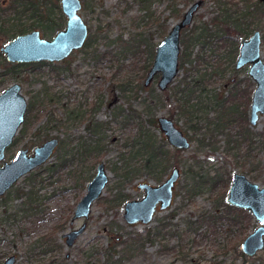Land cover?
<instances>
[{"label": "rangeland", "instance_id": "obj_1", "mask_svg": "<svg viewBox=\"0 0 264 264\" xmlns=\"http://www.w3.org/2000/svg\"><path fill=\"white\" fill-rule=\"evenodd\" d=\"M44 1H47L49 6H60V0ZM82 1L81 16L92 31L91 39L97 40L93 43L94 48L100 52H106L105 58L101 61H85V53L77 52L65 63L26 67L16 75L0 78V94L11 85L19 83L23 87V93L27 97L28 102L34 105V109L26 115V122L20 128L14 145L6 151L5 160L10 161L21 149H27L32 154L34 149L51 138H59L61 142L52 159L33 173V176H39L38 179L33 178L36 182V185L33 186L36 187L39 197V213L31 218L19 215L17 223L13 224L11 222L0 225V264H3L10 255L17 256V264H87V262L103 264L106 257L103 258L101 251L111 250V247H117L120 250L129 237L145 234L148 229L157 227L159 220H165L168 216V212L160 213L149 226L133 227L125 222L122 210L105 211L101 207L100 202L94 207L90 219L91 222L75 246L68 248L63 239V235L78 229L81 225V221L73 222L72 220L74 209L84 196L86 188L95 176L97 166L101 162L106 164L110 176V181L105 191L106 197L114 194L116 187H125L124 192L131 200L140 199L141 195L135 190L139 184L146 182L154 185L157 181L160 182L164 178V176L148 173V169L145 167V159L149 155L144 151L140 152L142 156L134 157L127 168L124 167L123 162L119 158L124 156V158L131 160V157L136 154L139 148L138 130L134 125L136 122H131L127 127L124 126V119L129 115V105H132L141 114L142 122H144V132L151 136L157 146L162 145L161 137L157 129L148 122V120L153 119V115L143 114V108H140L141 103L148 102L155 117L159 115L168 116L170 113L169 103H166L163 107H156L155 101H153L154 91L155 98L157 99L156 96L159 97L156 83L150 85L149 88L139 90L137 93L139 98L130 100L129 103L124 101L123 93L119 88L130 82V87L133 90L127 91L126 96L131 97L136 94L135 89L144 85L145 82V80L143 82L141 80V66L144 59H146V55L141 50H128L129 45L127 44H132V39L139 33L144 32L148 23L147 20L144 22L142 19L138 2L136 0ZM172 1L175 0H164V2L158 3L155 7L153 6L152 9L154 12H165L168 15L169 5ZM197 1L199 0H193L194 3ZM214 1L221 0L204 1L198 12L201 18L195 20V25L203 22L209 23L216 15L217 6ZM223 1L228 2V0ZM8 2L10 0H0V16L6 19L7 22L9 21L8 25L11 27L10 39H12L18 34L19 29L30 30H28L29 25L24 17L21 20L22 24L15 25L18 23L15 21V14L9 11L2 12V10L7 8ZM256 2L260 5L261 14L258 15L257 20L252 25V30L253 32L259 31L262 35L261 50L264 59V1L253 0L254 4ZM236 3H241V1ZM182 6L183 4L180 5L181 8ZM254 12L256 14V10ZM60 15L61 9L60 14L58 12L57 18H55V23H60L61 29H64L66 19L64 16L61 19ZM58 31L54 27L51 31L47 30L45 32L41 30V33L44 38L52 39ZM150 31L155 32L154 29ZM253 32L244 39H249ZM158 35L155 34L153 43L160 42L161 39L158 38ZM229 39L237 43V36L234 31L233 35H229ZM4 43H7V41ZM192 53L193 59L195 56L200 55L199 46H194ZM206 53L208 56L211 55L210 50ZM218 54H224V48H220ZM231 66L230 63H222V68H230L228 76H237L240 79L248 78L249 84L251 83L253 89L255 88L253 81L249 77V69L234 72ZM67 67L71 68L75 76H70L65 71ZM190 69L191 65H184L177 82ZM57 71L60 72V76H57ZM99 95L108 96L111 99L108 109L99 110L102 113V119L104 118L105 122H109L111 128L107 134L106 141L101 142L102 145L100 143L96 145L106 146L107 152L105 154L99 152L85 161L78 160L76 138L78 135L83 137L88 135L87 130L91 122L87 118L80 123L81 120H74V116L77 112L80 113L78 106L84 99L94 102ZM66 108L68 109L67 115L65 114L67 112ZM119 111H124V113L116 118ZM95 120L99 121L98 117H95ZM176 122L187 135L193 136L186 129L183 120L178 118ZM137 123H140L139 120ZM253 132L258 134L253 140V150L250 151L247 145L242 146L235 150L237 155L235 160L226 156L227 143L224 134L218 136V148L220 149L215 152H212L209 148L201 147L198 141L203 139L201 135L193 136L195 141L192 148L182 153L180 157L172 159L169 164H166L168 172L174 168L173 163H177L178 168L182 170V178L177 185V198L172 210L179 208L183 203L185 193L181 190L182 187H185L187 183L195 184L194 180L188 174H185V171L191 165V157L194 155L198 156L200 161H205L209 166L214 168L221 167L233 176L238 173L245 174L250 180L256 181L264 188V117L260 120L259 125L253 129ZM91 138L92 140L88 138L87 140L94 145L96 138ZM115 138L117 141L113 142ZM205 143L207 144L208 141L205 140ZM200 147L203 148L202 151ZM249 152L252 155L251 163L246 158ZM243 164H247V167H243ZM1 165L2 163H0ZM255 165H259V168L253 175L243 171L244 168H256ZM130 171L135 174L131 175ZM126 175L133 179H126ZM28 177H24L17 183L11 193L12 201L9 204L7 202V206H5L6 198L0 199V216H2V212L6 207L20 205L22 199L14 196L19 190L26 191L30 181ZM159 177L162 179L159 180ZM256 177L259 180H253ZM211 207L212 204L207 200V197L203 195L197 196L194 204L189 205L188 210L182 211L178 218L179 220L189 219L190 217L195 218L199 216L198 214L201 215L210 211ZM115 214L118 215L115 216ZM177 220L175 219L173 223L176 224ZM248 222L245 223L248 227L244 232L240 231L239 228H235L230 233L231 228L228 230L223 229V231L218 233L208 231L207 234L210 238L200 239L198 247L191 250L192 254L196 258V252L204 250L205 255L210 256L212 252H218V244H220L227 245L229 250H232L226 256L220 255L219 260L223 264H264V250L254 258L241 256L239 253L241 248L238 251H233V246L237 244L241 246L243 241L257 227V223L253 219H248ZM207 230V226H204L201 232L204 234ZM45 236L53 239L48 244V251L40 253L42 250L39 247L40 240ZM176 241V239L171 240V244H175ZM161 244L163 242L147 245L143 252L136 253L131 260L126 261L124 264L175 263L176 260H173L171 255L162 257L158 254ZM90 247H92L93 251L95 249L98 250V256L93 259L88 258ZM175 264H185V262L182 261Z\"/></svg>", "mask_w": 264, "mask_h": 264}, {"label": "flooded vegetation", "instance_id": "obj_2", "mask_svg": "<svg viewBox=\"0 0 264 264\" xmlns=\"http://www.w3.org/2000/svg\"><path fill=\"white\" fill-rule=\"evenodd\" d=\"M12 1L13 0H10V2H8L7 8L5 10H2V12L9 11L14 13L15 21L18 22L15 25L22 24L21 20L24 17L26 23L29 25L28 30L30 31H27V29H23L24 30L23 33H18L16 36L14 35L15 37H13L12 39H10V36L4 37L3 36L4 34L6 33L10 34L11 27L8 25L9 21L7 22L6 19H3L2 16H0V29L3 32H6V33H0V78H4L8 75H16L20 70L26 67L29 68L41 64L55 65V64L65 63L73 54L77 52L85 53V61L89 60L86 58L90 57L92 53L107 55L106 52L103 53L100 52L98 49L94 48L93 43L97 40L91 39L92 31L90 30L88 24L84 21L89 28L88 29L89 35L87 41L81 49L73 52L66 60L59 63L39 62V63L21 64V63L10 62L2 50L15 38L21 35L32 33L34 31L40 32L41 37L44 38L42 36L41 30L45 32L47 30L51 31L54 29V27L57 30H59L55 34L56 36L57 34H59L60 32L66 29L67 21H68L62 10L61 0H60V6L55 5L54 7L55 10L53 11L52 14L49 15V12H47L46 17L43 18L38 17L41 19V22L43 21V23L39 22L37 18H32V16L29 13L23 14V16L18 15L15 12V9L12 7ZM180 1L175 0L170 3L168 15H166L165 12L163 13H158L157 11L154 12V10L152 9L153 6L155 7L158 3L164 2V0H153L149 6V9L148 8L143 9L141 3L138 2V6L140 8V12L142 13V17H143L142 19L144 20V22L145 20H147L148 23L145 31L139 33L137 36H139V38L143 37L141 41L143 40L146 43V46L150 45V47L154 48V55H153V59L150 60L151 67L146 73L145 77L142 79V71H143L142 67L144 66V63L147 60V54L144 52L146 46L142 45L140 47L139 50H141V52H143L146 55V59H144L143 65L141 66V80L142 82L145 80V82L144 85L138 86L135 89V92L138 93L139 90H144L146 88H149L150 85L156 83L159 91L158 93L159 97L156 96L157 99L155 98V91L153 96V101H155L154 103L156 107L157 106L163 107L166 103L170 104L169 106L170 113L168 116L159 115L155 117V114L153 113L154 123L152 126L157 129L159 136L161 137L160 139L162 140V145L157 146L156 145L157 143H155L154 140L152 139V142L154 144L153 169H150V165L148 166L146 163H145V167L146 169H148V173L152 175L157 174L159 176H164V178L162 179L161 177H159V180L161 179L162 180L160 182L157 181L154 185L146 182H142V184H139V186L135 190L141 195L140 199L131 200V198L128 195H126L124 192L125 187H116L114 189V194L106 197L105 196V191L107 189L106 186L100 197L92 204L89 217L75 218L78 205L87 194V190H88V186H87L84 196L81 198V200L74 209L73 218H72L73 222L81 221V225L79 226L78 229H74L69 233L63 235V239L66 242L68 248L74 247L76 242H78L80 237L86 232L87 227L91 222L90 219L93 214L92 213L93 209L100 202H101V207L105 211L107 210L118 211L119 209L122 210V215L125 222L128 225H132L133 227L149 226L150 224H152V222L156 219L157 215L160 213L168 212V216L167 219L165 220H159L158 226L155 227L154 229H148L145 234L143 235L137 234L134 237H129L124 242V245L120 250L117 249V247H111V250H107L105 252L101 251L103 258L106 257V260L103 261V264H124L126 261L131 260L134 257V255H136V253L143 252L146 249L147 245H154L156 242L157 243L163 242V244L159 246L158 254L162 257L166 255H171L173 257V260H176L175 263L184 261L185 264H223L219 260L220 255L226 256L232 251L229 250V247L227 245L224 246L218 244L219 246L218 252H212L210 256H206L204 250H199L196 252L197 254L196 258L192 254L191 250H194L196 247H198L199 241H201L200 239L210 238L209 235L207 234L208 231L210 232L214 231L215 233H218L219 231H223V229L228 230L231 228V230L229 231L230 233L235 228H239L240 231L244 232L248 227V225H245V223L246 222L249 223L248 219L251 220L253 219L257 223V227L254 229V232L249 235L251 236L259 228L263 226L251 210L240 208L234 204H231L229 199H230V191L233 186L236 175H242L246 177L251 183L258 185L260 190H264V188H262L258 183H256V181L250 180L245 174L238 173V174H234L233 176L230 172L226 171L221 167L214 168L213 166H209L205 161L203 160L200 161L198 159V156L196 155L191 157L190 160L191 165L189 166L188 170L185 171V174H188L189 177L192 180H194L195 184L187 183L185 187H182L181 190L185 193L183 203L179 208L172 210V207L177 198L176 190H177V185L182 178V170L178 168L177 163H173L174 168L170 172H168L167 171L168 167H166V164H169L172 159H175L176 157L177 158L180 157L182 153H185L192 148L195 141V138H193V136L201 135L203 139L198 140L201 147L209 148L212 152H215L220 149L218 148V144H219L218 136L224 134L227 143L226 156L228 158H233L235 160L237 158L235 150L241 148L242 146L247 145L250 151L253 150V145H254L253 140L255 139L256 135H258L253 132V129L259 125L260 120L264 117L263 115L260 116L256 125L251 124V109L253 103V96L256 90V84L253 81V79L250 77V75L249 77L253 81L255 87L254 89H253V85L251 83L249 84L250 81L247 80L248 78L240 79L237 78V76L230 77V75L228 76V73L230 72V68L229 67L222 68V63L227 62L230 63V65H232L231 69L234 72H238L242 69H249L250 71V65H246L241 69H237V62L241 55L242 42L244 40H249L252 37L251 36L249 39H244L245 37L249 36L251 32H253L252 30L253 29L252 25L254 24L253 13L255 9L253 0L248 5L246 2H244L246 0H234V1L228 0V2H224L223 0L214 1L217 6L216 15L209 21V23L203 22L197 25H195V20L201 18L198 15V12L202 7V5L204 4V1L206 2V0H199L195 3L193 2V0H180ZM237 1H241V3H236ZM81 2L83 9V1L81 0ZM196 3H199V8L194 14L191 25L184 28L180 34L181 51L179 57L178 75L175 77L172 83H170L167 86L165 90H161L159 86V83L162 78L161 73L156 74L149 85L146 84L149 72L154 64L156 52L159 45L171 34L173 29L176 27V25L184 20V17L188 9ZM181 4H183L182 8L180 7ZM249 6L250 9L248 14L250 15L247 16L246 15L247 7ZM60 9H61L60 18L62 19L64 16L66 19V26L64 29H61L62 27L60 23H55V18H57L58 12L60 14ZM227 11H229L231 14L236 13L235 23L241 25L240 29L244 31L242 37L238 36L239 30L236 28V26L234 25L224 26L223 23L224 12ZM153 29L155 30V32L150 31ZM233 31L234 33H236L237 43L229 39V35H233ZM255 32H253V34ZM155 34H159L158 38L161 39L159 43L156 42L153 43ZM55 36L52 39H47V40H53ZM5 39L7 43H4L6 42ZM199 40L202 41L198 42ZM194 46H199L201 54L195 56V58L193 59L192 49ZM220 48H224V54H218ZM208 50H210L211 52L210 56H208L206 53ZM101 60L102 59L98 61ZM187 64L191 65V69L187 70L186 73L183 74L180 77L181 79L177 82L182 67ZM67 69H71V68L67 67L65 69L66 72H68ZM70 76H75V75L73 74ZM15 84H19V83H15ZM130 84H131L130 82L125 83L124 86L119 87L121 89V92L123 93L124 101L128 103L130 102V100H136L135 97L138 96V94H135L134 96L131 97L126 96L127 91L133 90V88L130 87ZM20 86L22 87V85ZM2 94H0V96ZM22 94L24 95L23 87H22ZM24 97L27 99L25 95ZM96 99L97 100H94V102L91 100L84 99L81 102V104L78 106L80 113L77 112V114L74 116V120H81L80 123L82 121H85L87 118H89L91 122V125L87 130L88 135L85 137L78 135L76 138L78 160L81 159L85 161L86 159L95 156L99 152H101L102 154H105L107 152L106 146L101 147L96 145L98 143L101 144V142L106 141L108 137L107 134L109 133L111 128L110 126L111 124L109 122H105L104 118L102 119V115H101L102 113L101 111H99V110L108 109V105L111 99H109L108 96L105 97L103 95H99V97ZM142 104L143 103H141L140 108H143ZM102 106H106V107H102ZM32 109H34V105L31 102L29 103L27 99L26 115ZM66 110L67 112L65 114L67 115L68 109L66 108ZM132 110H136V109H134L132 105H129V110H128L129 115L126 116V118L124 119L125 120L124 124L127 123L126 120L128 119L129 125L131 124V122H136L134 125L137 128V121H138L137 119L138 117L142 119V116L139 112H137V110L135 112H133ZM245 110L248 115L247 120L245 119V117L241 118L240 116ZM154 112H155V108H154ZM234 112H236L235 116L232 115V113L234 114ZM123 113L124 111H119L116 115V118L117 116H122ZM143 114H145L144 108H143ZM95 117H98L99 121H96ZM26 118L27 117L25 116V121L23 125L26 122ZM178 118L184 121V125L186 126V129L189 132H191L193 136L187 135V133L179 127L178 123L176 122ZM161 119H167L171 121L174 124L175 128L183 133L184 137L188 140L190 144L189 149L178 150L170 144L168 137L162 131V127L160 123ZM129 125H126L125 127ZM245 128L246 130H248V132H245V134H249V136L247 137H245L243 134V130ZM91 137L96 138V140L94 141V145H92L87 140V138L92 140ZM148 137L151 136L148 135ZM51 139H58L60 146L61 142L59 138H51ZM205 140L208 141L207 144L205 143ZM115 141H117L116 138L113 140V142ZM14 142L12 146L14 145ZM58 147L56 148V150L58 149ZM201 147L200 149L202 151L203 148ZM56 150L54 151V154ZM32 154H30L29 152V155ZM134 156L136 157L142 155L138 154ZM251 156H252L251 152H249L248 156L246 157L249 163H251L250 161ZM13 158L10 161H6L5 160L6 157H5L4 161L0 162L2 163L0 168L4 166V163L6 162L10 163L13 160ZM133 158L134 157L132 156L131 160H129L124 158L123 156L124 160L123 161L121 160V162H123L125 168L129 167V164L133 160ZM242 166L247 167V164H243ZM255 167L256 168L253 167L251 169L244 168L243 171L246 172L247 174L253 175V173L256 172L257 168H259V165L258 166L255 165ZM105 168H106V164H105ZM97 169L95 172V176L97 174ZM175 169L179 170L180 176L175 184V187L173 188L172 201L169 207L166 209H162L161 207L162 204L159 203L156 207V211L154 213L153 219L148 224L142 222L137 224L128 223L125 218L126 205L132 201H141L146 196V192L142 190L140 186L144 184H151L155 187L161 186L162 184L166 183L168 179H170ZM35 171L25 176V177L29 176L28 180H30L28 186L26 187V191L19 190L15 193L14 197L21 198L22 202L18 206L6 207L3 210L2 216H0V225L9 224L11 222L13 224L17 223L19 215L25 218H31L35 216L37 213H39L40 203H39L38 192L36 191V187L33 186L36 185L35 184L36 182L34 181L35 175L33 176V173ZM129 173L131 175L135 174L131 171ZM129 175H126L125 178L129 180L133 179L130 178ZM258 177L254 178L253 180L255 179L259 180ZM23 178H21L18 182H20ZM36 178L38 179L39 176ZM109 181H110V176H109ZM17 183L9 191H7L5 194L0 196V199L6 198L5 206H7V202L9 204V202L12 201L11 193L12 190L15 189ZM193 191H195L196 193ZM202 195L207 197V200L210 201V203L212 204L211 210L201 215L198 214L199 216L195 218L190 217L189 219L184 218L179 220L178 216L180 215V213L182 211L188 210V206L194 204L195 198L197 196H202ZM30 200H32L31 202H36L37 200V202L33 206V208H35L34 211H32L31 209L32 204L31 202H29ZM16 215L18 217L17 219L15 218ZM117 215L118 214H115V216ZM175 219L176 220L178 219L177 221L179 223L177 222L176 224H174L173 221ZM204 226H207L208 230L203 234L201 230L202 227ZM83 227H84L83 233L80 234L78 237H76V239L72 241V244H69V240H70L69 235L75 231H79ZM52 239L53 238L51 237L45 236L40 240L39 247L40 249L42 248L40 253H44L48 251V247H49L48 244L49 242L52 241ZM173 239H176L177 241L175 242V244L172 245L171 240ZM246 239L243 241L241 246H238L239 244L233 246V251L236 250L238 251V249L241 248V251L239 252L241 256L245 258L247 257L254 258L258 253L264 250L263 249L258 251L253 256L246 254L243 250V244L246 241ZM86 251L84 252L87 253ZM97 251H98L97 249L93 251L92 247H90V253L88 258L93 259L94 257L98 256ZM117 256L118 258H116ZM11 257L16 258L15 264H17L16 255H10L4 261L3 264H5L7 260ZM87 264H91V263L87 262Z\"/></svg>", "mask_w": 264, "mask_h": 264}, {"label": "water", "instance_id": "obj_3", "mask_svg": "<svg viewBox=\"0 0 264 264\" xmlns=\"http://www.w3.org/2000/svg\"><path fill=\"white\" fill-rule=\"evenodd\" d=\"M62 10L67 18L66 29L55 36L53 40L41 37L40 32L21 35L11 41L3 53L12 63H59L66 60L73 52L81 49L88 38L89 28L80 12L81 0H61ZM199 8V3L191 6L184 20L177 24L171 34L159 45L154 64L149 72L146 84H150L154 76L162 74L159 86L165 90L179 73L180 37L181 31L190 26ZM262 35L256 31L249 40L242 42L241 55L237 69L250 65L249 75L256 84L251 109V124L256 125L260 116H264V59L262 57ZM27 99L22 94V87L14 84L0 96V162L4 161L6 150L12 146L16 135L25 121ZM162 131L168 137L170 144L178 150L190 148L183 133L167 120H160ZM59 146L58 139H51L37 147L32 155L28 150L17 152L13 160L4 163L0 168V196L9 191L21 178L45 165ZM180 172L175 169L170 179L161 186L151 184L141 185L146 192L141 201H132L126 205L125 218L130 224H148L153 219L156 207L162 204V209L169 207L173 188L179 179ZM109 182L105 164L98 166L97 174L88 185L86 196L78 205L75 218H88L92 204L100 197ZM231 204L251 210L263 225L249 236L243 244L246 254L253 256L264 249V190L251 183L246 177L236 175L230 191ZM84 231V227L69 235V244ZM16 258L11 257L5 264H15Z\"/></svg>", "mask_w": 264, "mask_h": 264}, {"label": "trees", "instance_id": "obj_4", "mask_svg": "<svg viewBox=\"0 0 264 264\" xmlns=\"http://www.w3.org/2000/svg\"><path fill=\"white\" fill-rule=\"evenodd\" d=\"M136 1L141 3L143 9H146V8L149 9V6L153 0H136ZM232 1H234V0H232ZM251 1L252 0H246L244 2H246L248 5ZM254 5H255L254 10H256V14H255V12L253 13V19H254V23H255V20H257L258 15L261 14V11H260L261 9L259 7L260 5L257 2ZM250 6L247 7V14H246L247 16L250 15V14H248ZM12 7L15 9V12L18 15L23 16V14L29 13L32 16V18H37L39 22H41V19H40L41 17L42 18L46 17L47 12H49V15H50L55 10L54 6H49L48 2L44 1V0H13L12 1ZM235 15H236V13L231 14L229 11L224 12L223 23H224V26H229V25L236 26V28L239 30L238 36L242 37L244 34V31L240 29L241 25L235 23V19H236ZM38 17H40V18H38ZM41 23H43V21ZM1 31L2 30L0 29V33H6L3 31L1 32ZM23 32H24V30L21 29V30H19L18 33H23ZM3 36L8 37V36H10V34L6 33ZM142 38L141 37L139 38V36H136L134 39H132V44L127 43L129 45L128 50H131V51L132 50H139L142 45L146 46V43L143 40L141 41ZM201 41L202 40H199L198 42H201ZM199 44H202V43H199ZM144 52L147 54V60L145 61L144 66L142 67V70H143L142 71V79L145 77L146 73L148 72V70L151 67L150 60L153 59L154 48L150 47V45H147ZM105 57H106V54L100 55L98 53H94V54L92 53V55L90 57H87L86 59H89L92 61H98V60L103 59ZM67 71H68L67 73H70V75L74 74L71 69H67ZM57 76H60V73L58 71H57ZM136 94H137V92H136ZM137 98H138V96L135 97V99H137ZM142 107L144 108L146 115H153V110H152V108L148 102H144L142 104ZM132 111L135 112L136 110H132ZM232 115L235 116L236 112H234V114L232 113ZM240 116H241V118L245 117V119L247 120L248 115H247L246 110ZM139 119L141 122L142 119L138 117L137 120H139ZM126 121H127V123H125L124 126L129 125V122H128L129 120L127 119ZM148 122L151 125H153L154 120L150 119V120H148ZM143 124H144V122L137 123V130H138V136L137 137L139 140V148H138L135 155H138V154H140L141 151H144L147 155H149V157L145 160V163L148 166L150 165V169H153L154 144L152 142L151 137H148V135L145 134ZM245 132H248V130H246V128L243 130V134L245 137L249 136V134H245ZM141 141H142V143H141ZM133 157H135V156H133ZM119 159H120V161L124 160L123 156H120ZM126 164H127V162H126ZM193 192H195V191H193ZM31 201L32 200H30L29 202H31ZM36 202H37V200H36ZM36 202H31L32 211L35 210V208H33V206L35 205ZM34 215H35V213H34ZM15 218L16 219L18 218L17 215L15 216Z\"/></svg>", "mask_w": 264, "mask_h": 264}]
</instances>
